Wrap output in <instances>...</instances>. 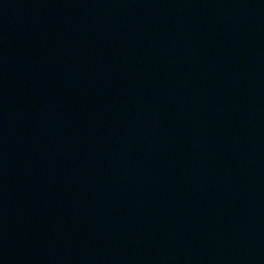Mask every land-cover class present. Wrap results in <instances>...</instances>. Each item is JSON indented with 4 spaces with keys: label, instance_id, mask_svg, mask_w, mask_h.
<instances>
[{
    "label": "water",
    "instance_id": "obj_1",
    "mask_svg": "<svg viewBox=\"0 0 264 264\" xmlns=\"http://www.w3.org/2000/svg\"><path fill=\"white\" fill-rule=\"evenodd\" d=\"M0 264H264V0H0Z\"/></svg>",
    "mask_w": 264,
    "mask_h": 264
}]
</instances>
